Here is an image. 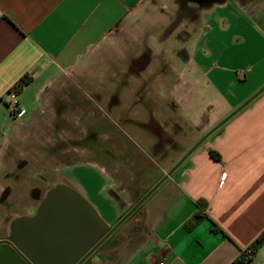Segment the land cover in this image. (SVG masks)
<instances>
[{
    "label": "crops",
    "instance_id": "1",
    "mask_svg": "<svg viewBox=\"0 0 264 264\" xmlns=\"http://www.w3.org/2000/svg\"><path fill=\"white\" fill-rule=\"evenodd\" d=\"M145 1L0 0V154L19 127L41 120L40 110L50 104L46 90L79 67ZM172 5L181 13L187 9L185 23L192 34L197 30L185 48L189 85L193 88L199 78L212 94L204 111H187L199 116L188 124L199 129L187 150L257 96L210 134L124 222V246L110 264H233L264 233V0H221L197 8L173 0ZM25 74L31 81L16 95L24 113L12 116L7 94ZM146 115L156 118L155 109ZM7 188L0 186V240L12 235L16 222L20 232L57 187L35 198L31 217L9 205L32 194L26 189L15 196ZM62 188L110 228L115 213L103 186ZM128 206L124 202V210ZM198 212L205 218L188 230L185 223ZM250 264H264V244Z\"/></svg>",
    "mask_w": 264,
    "mask_h": 264
},
{
    "label": "rangeland",
    "instance_id": "2",
    "mask_svg": "<svg viewBox=\"0 0 264 264\" xmlns=\"http://www.w3.org/2000/svg\"><path fill=\"white\" fill-rule=\"evenodd\" d=\"M172 1L146 0L46 90L50 104L41 120L19 127L0 154V186L15 196L32 194L11 210L31 217L35 198L55 186H103L115 213L111 227L186 154L199 129L188 125L199 116L187 111H204L212 94L199 78L189 85L185 48L197 30L192 34L188 15ZM150 109L156 118L146 115ZM124 222L96 264L114 261L124 246Z\"/></svg>",
    "mask_w": 264,
    "mask_h": 264
},
{
    "label": "water",
    "instance_id": "3",
    "mask_svg": "<svg viewBox=\"0 0 264 264\" xmlns=\"http://www.w3.org/2000/svg\"><path fill=\"white\" fill-rule=\"evenodd\" d=\"M256 96L204 135L108 232L94 211L80 199L69 195L66 188L52 190L37 215L26 220L25 226L18 232L19 249L10 238L0 240V245L8 246L0 247V264H86L97 246L128 219L210 134Z\"/></svg>",
    "mask_w": 264,
    "mask_h": 264
},
{
    "label": "flooded vegetation",
    "instance_id": "4",
    "mask_svg": "<svg viewBox=\"0 0 264 264\" xmlns=\"http://www.w3.org/2000/svg\"><path fill=\"white\" fill-rule=\"evenodd\" d=\"M182 2L183 1H185V2H189V3H192L193 4V6L194 7H202V6H212V5H214V3H216V2H218V1H221V0H181ZM195 10V9H194ZM183 11V10H182ZM183 13H189V11L186 9V10H184L183 11ZM142 206V205H141ZM140 206V207H141ZM139 207V208H140ZM138 208V209H139ZM137 209V210H138ZM136 210V211H137ZM135 211V212H136ZM134 212V213H135ZM133 213V214H134ZM124 217V216H123ZM126 221V220H125ZM116 224H114V225H112L110 228H109V230H107V232L108 231H110L114 226H115ZM120 227V226H119ZM118 227V228H119ZM19 222L17 223L16 222V224H15V228H14V231H13V233H12V235H11V237H10V241L12 242V244H14L15 246H16V248H18V240H17V234H18V232H19ZM117 228V229H118ZM117 229L105 240V241H103L101 244H99L98 246H97V248L95 249V251L91 254V256L89 257V259H91V258H95V257H97V256H99V254H100V252L102 251V249L103 248H105V247H109V246H111L113 243H114V234H115V232L117 231ZM4 240V239H3ZM98 244V242L95 244V245H97ZM4 247V246H6L7 248H8V246L7 245H0V247ZM94 247V246H93ZM92 247V248H93ZM19 249V248H18ZM89 259H88V261H86L87 263L86 264H90V262H89Z\"/></svg>",
    "mask_w": 264,
    "mask_h": 264
},
{
    "label": "trees",
    "instance_id": "5",
    "mask_svg": "<svg viewBox=\"0 0 264 264\" xmlns=\"http://www.w3.org/2000/svg\"><path fill=\"white\" fill-rule=\"evenodd\" d=\"M31 81V78L25 74L24 76H22L18 82L15 84V86L12 88L16 94H18L22 89L23 87H25L29 82ZM210 155L217 159L218 157L216 156V154L214 152H210ZM205 216L198 212L196 213L195 215L192 216L191 219H189L185 225L187 227L188 230L192 229L194 226H196L198 223H200V221H202V219H204ZM264 244V233L261 234L255 241L254 243L252 244V246L250 247L251 251H252V255L254 257V254H255V251L262 245ZM245 260V257L243 255H241V257L234 261L233 264H247L244 262Z\"/></svg>",
    "mask_w": 264,
    "mask_h": 264
},
{
    "label": "built area",
    "instance_id": "6",
    "mask_svg": "<svg viewBox=\"0 0 264 264\" xmlns=\"http://www.w3.org/2000/svg\"><path fill=\"white\" fill-rule=\"evenodd\" d=\"M16 95H17L16 92L13 89H11L10 92L7 94L6 106L10 112V115L20 117L23 115L24 112L18 109ZM242 255L245 257L244 262L250 264L253 258L251 249L250 248L247 249ZM159 264H164V263H159Z\"/></svg>",
    "mask_w": 264,
    "mask_h": 264
}]
</instances>
